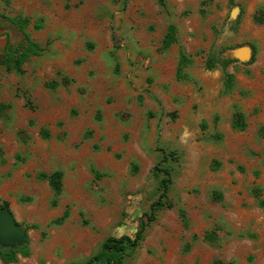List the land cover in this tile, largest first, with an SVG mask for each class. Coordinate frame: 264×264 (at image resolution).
<instances>
[{"label":"rangeland","instance_id":"rangeland-1","mask_svg":"<svg viewBox=\"0 0 264 264\" xmlns=\"http://www.w3.org/2000/svg\"><path fill=\"white\" fill-rule=\"evenodd\" d=\"M23 18L40 51L0 63V208L29 254L0 264L82 262L134 236L160 168L171 207L123 264H264V0H0L1 58L26 43ZM54 170L57 194L38 177Z\"/></svg>","mask_w":264,"mask_h":264},{"label":"trees","instance_id":"trees-1","mask_svg":"<svg viewBox=\"0 0 264 264\" xmlns=\"http://www.w3.org/2000/svg\"><path fill=\"white\" fill-rule=\"evenodd\" d=\"M159 4L164 5L165 0H158ZM18 24L21 27L22 33L25 37L26 43L19 48H8L5 56L0 57V63L4 64L6 67L14 68L16 70L21 69V64L28 58L31 54H38L40 51V46L31 40L29 35L25 32L24 26L28 23L27 19H18ZM38 26V25H36ZM176 42V31L175 26L170 24L168 26L167 32L163 39V48L169 47L172 43ZM253 60V58H252ZM252 60L250 62H252ZM191 62V59L181 51L178 57V63L176 68V77L178 79L186 78V73L184 68L187 64ZM233 82V76L231 73H226L225 75V88L229 89ZM232 126L236 129L243 130L246 127L243 113L240 111L234 112V117L232 119ZM158 167L155 166V170ZM163 173V177L160 180V195L152 205V211L148 216V219L144 222H141L138 229L134 233V236L130 235H120L113 236L110 235L106 237L100 249L90 255L86 260L82 262H71L69 264H123L126 256L139 245L140 241L143 240V232L145 227L148 225V222L152 221L155 217V211L163 208H170L171 203L166 202L164 199L167 198V192L170 184V171L166 168H160ZM38 177L42 179H47L51 189L55 194L60 193L61 191V179L62 173L59 170H54L48 174L38 173ZM254 195L257 197L258 204L264 206V199L260 197L259 189H254ZM216 199L221 197L220 195L215 196ZM7 207V206H5ZM65 215V213H64ZM60 221H57L59 223ZM29 254L28 239L17 247L14 248H5L0 246V260L3 263L16 262L18 256H27Z\"/></svg>","mask_w":264,"mask_h":264},{"label":"water","instance_id":"water-1","mask_svg":"<svg viewBox=\"0 0 264 264\" xmlns=\"http://www.w3.org/2000/svg\"><path fill=\"white\" fill-rule=\"evenodd\" d=\"M234 55L239 59H249L251 49L241 47L235 50ZM27 237L26 230L15 220L12 212L8 208H0V246L14 248L25 242Z\"/></svg>","mask_w":264,"mask_h":264}]
</instances>
